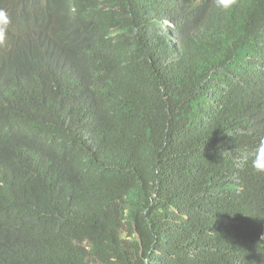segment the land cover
<instances>
[{
    "label": "trees",
    "instance_id": "1",
    "mask_svg": "<svg viewBox=\"0 0 264 264\" xmlns=\"http://www.w3.org/2000/svg\"><path fill=\"white\" fill-rule=\"evenodd\" d=\"M0 9V264H264V0Z\"/></svg>",
    "mask_w": 264,
    "mask_h": 264
},
{
    "label": "clouds",
    "instance_id": "2",
    "mask_svg": "<svg viewBox=\"0 0 264 264\" xmlns=\"http://www.w3.org/2000/svg\"><path fill=\"white\" fill-rule=\"evenodd\" d=\"M221 2L223 3V0H221ZM0 16L4 17L5 23H7V13L3 9H0ZM7 42L8 36L6 28L0 26V48L5 47ZM253 168L257 173H264V142H261L256 151L255 159L253 160Z\"/></svg>",
    "mask_w": 264,
    "mask_h": 264
},
{
    "label": "snow or ice",
    "instance_id": "3",
    "mask_svg": "<svg viewBox=\"0 0 264 264\" xmlns=\"http://www.w3.org/2000/svg\"><path fill=\"white\" fill-rule=\"evenodd\" d=\"M231 2H232V0H223V3H225V4H229Z\"/></svg>",
    "mask_w": 264,
    "mask_h": 264
}]
</instances>
